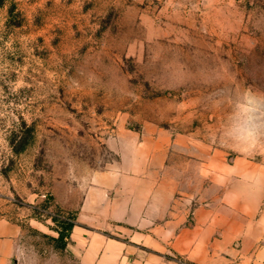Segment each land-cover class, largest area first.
<instances>
[{
  "label": "rangeland",
  "instance_id": "1",
  "mask_svg": "<svg viewBox=\"0 0 264 264\" xmlns=\"http://www.w3.org/2000/svg\"><path fill=\"white\" fill-rule=\"evenodd\" d=\"M246 90L264 96V0H7L0 218L24 229L16 263L79 264L67 227L123 138L161 140L212 201L264 208V127L228 133L251 116Z\"/></svg>",
  "mask_w": 264,
  "mask_h": 264
},
{
  "label": "crops",
  "instance_id": "2",
  "mask_svg": "<svg viewBox=\"0 0 264 264\" xmlns=\"http://www.w3.org/2000/svg\"><path fill=\"white\" fill-rule=\"evenodd\" d=\"M120 142L119 160L86 180L66 246L79 264H264L260 202L212 201L199 178L186 186L159 139ZM23 237L20 223L0 218V264H17Z\"/></svg>",
  "mask_w": 264,
  "mask_h": 264
},
{
  "label": "clouds",
  "instance_id": "3",
  "mask_svg": "<svg viewBox=\"0 0 264 264\" xmlns=\"http://www.w3.org/2000/svg\"><path fill=\"white\" fill-rule=\"evenodd\" d=\"M245 96L248 98V112L251 114L246 125L233 124L228 133L236 139L244 142H255L258 138V133L261 127H264V96L252 93L249 90L245 91Z\"/></svg>",
  "mask_w": 264,
  "mask_h": 264
},
{
  "label": "trees",
  "instance_id": "4",
  "mask_svg": "<svg viewBox=\"0 0 264 264\" xmlns=\"http://www.w3.org/2000/svg\"><path fill=\"white\" fill-rule=\"evenodd\" d=\"M7 0H0V7L3 6L5 4ZM73 225H70L69 227H67L68 229L71 228L72 229ZM66 238V235L64 234L63 231L60 232L59 238L60 240H64Z\"/></svg>",
  "mask_w": 264,
  "mask_h": 264
}]
</instances>
